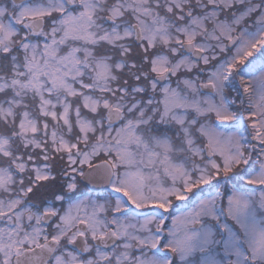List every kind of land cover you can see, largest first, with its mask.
Listing matches in <instances>:
<instances>
[{
    "label": "snow or ice",
    "instance_id": "obj_1",
    "mask_svg": "<svg viewBox=\"0 0 264 264\" xmlns=\"http://www.w3.org/2000/svg\"><path fill=\"white\" fill-rule=\"evenodd\" d=\"M0 264H264V0H0Z\"/></svg>",
    "mask_w": 264,
    "mask_h": 264
}]
</instances>
